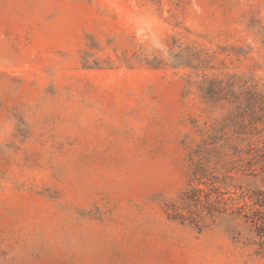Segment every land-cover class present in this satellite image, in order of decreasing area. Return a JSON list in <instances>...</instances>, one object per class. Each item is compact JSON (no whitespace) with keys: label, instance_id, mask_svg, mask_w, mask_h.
Returning <instances> with one entry per match:
<instances>
[{"label":"rangeland","instance_id":"1","mask_svg":"<svg viewBox=\"0 0 264 264\" xmlns=\"http://www.w3.org/2000/svg\"><path fill=\"white\" fill-rule=\"evenodd\" d=\"M204 72L264 81V0H0V264H264L164 210Z\"/></svg>","mask_w":264,"mask_h":264},{"label":"trees","instance_id":"2","mask_svg":"<svg viewBox=\"0 0 264 264\" xmlns=\"http://www.w3.org/2000/svg\"><path fill=\"white\" fill-rule=\"evenodd\" d=\"M174 59L176 65L208 67L185 49ZM195 75H189L187 86L196 88L211 117L193 122L198 139L189 149L188 178L164 202L166 216L198 233L221 228L263 253L264 81L229 72Z\"/></svg>","mask_w":264,"mask_h":264}]
</instances>
